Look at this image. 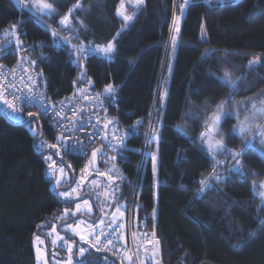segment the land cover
<instances>
[{
  "label": "trees",
  "instance_id": "16d2710c",
  "mask_svg": "<svg viewBox=\"0 0 264 264\" xmlns=\"http://www.w3.org/2000/svg\"><path fill=\"white\" fill-rule=\"evenodd\" d=\"M75 2L58 0L59 15L55 21L45 19L37 23L13 0H0V44L6 43L3 30L23 21L20 26V39L26 48L23 55L35 61L33 71L42 74L45 93L66 100L75 89L88 88L103 102L104 107L98 111L102 119L114 121L111 125L114 127L107 130L108 139L112 140L113 133L125 136L123 143L112 140L119 154L105 152L106 156L100 160L101 171L90 174L91 179L102 178L106 184L113 182V190L118 191L125 205V221L115 218V209L103 233L107 226L117 223L121 224L118 231L126 232L123 224H127L130 207L132 222H145L144 232L155 243L161 264H264V205L252 192L254 181L257 192L264 191L259 187L264 182V157L252 151L245 154L247 176L229 174L231 160L228 161L217 168L227 182H213L211 188L197 196L199 181L212 172V161L201 150L199 141L192 142L199 136L201 126L193 123L192 132L184 130L188 136L177 129L189 104L201 106L210 102L213 111L229 96L230 90L217 79L225 70L232 73L233 80L240 78L239 90L226 105L228 109L264 90V0H209L208 3L188 0L180 21L171 75L167 71L174 50L170 45L171 22L174 14L179 13V8L173 7L174 0H144L126 27L122 17L116 14L121 0H83L88 11L75 13L73 23L79 31H73L72 35L79 39H73L72 43L95 46L112 41L115 46L110 58L90 53L81 60L83 67L73 63L75 56L69 55L68 45L56 47L50 31L45 30L47 25L56 27V21ZM133 2L125 0L126 14L134 10ZM78 20L85 27H79ZM202 26L206 31L204 39H201ZM12 39L6 50L10 59L16 61L15 37ZM257 57L259 62L249 69V61ZM81 72L85 75L79 81ZM107 84L115 86L113 98L103 94ZM165 90L167 95L162 103L160 97ZM33 116L29 121H35L38 132L32 136L28 123H13L0 113V264H36L34 237L43 236L62 220L57 216L79 201L82 197L79 194L85 192L88 182H78L82 175L76 170L82 167L81 160L62 157L67 166H75L70 170L75 181L70 189H78L73 201L62 200L60 190L52 188L46 174L43 155L49 153L46 150L50 147L46 146L44 153L33 148L34 140L37 148L38 141L54 142L59 135L49 130L42 117L36 113ZM21 117L26 120L30 116L25 113ZM137 121L142 123L133 131ZM235 124L236 120L230 118L221 127L230 150L241 147L240 139L230 134ZM255 147L264 152L259 138ZM218 158L225 160L223 156ZM109 168L113 169L111 181L98 174L106 173ZM137 234L138 231L135 237ZM119 245L115 238L111 246ZM97 249L86 251L76 264L80 260L84 264H112L110 259L109 262L92 260V254L105 252L99 245ZM110 258L121 264L119 259Z\"/></svg>",
  "mask_w": 264,
  "mask_h": 264
},
{
  "label": "snow or ice",
  "instance_id": "6c2138e0",
  "mask_svg": "<svg viewBox=\"0 0 264 264\" xmlns=\"http://www.w3.org/2000/svg\"><path fill=\"white\" fill-rule=\"evenodd\" d=\"M13 2L17 5L18 8L26 10L28 13L31 14L32 17L36 19L37 23H41L45 19H52L55 21L56 16L59 15L58 11V0H13ZM206 3L209 2V0H205ZM144 0H134L132 7L133 11L131 14H126L127 10L125 9V0H121L120 7L117 8L116 14L119 17H122L123 19V26L126 27L135 17L137 12L140 10V7L143 5ZM188 0H184V4L179 5L181 16L183 15L185 6L187 5ZM177 5L175 4L174 0V7ZM86 13L88 9H86L83 6V0H76L75 4L71 8L65 12L63 16H60L59 20L56 21V27H52V25H47L45 30L50 31L51 36L54 38L53 42L56 47H61L63 45H68L70 48L69 55L75 56V60L73 63L80 65L82 59H87L90 53L99 54L103 57L110 58L112 53L115 51V46L112 41H109L105 44L101 45H95L93 46L91 43L85 45L82 42L72 43L73 39H76L78 41V36L73 37L72 32L75 31L78 33L79 28L76 27V25L73 23V19L75 18V13L77 12ZM180 20L181 17H174L173 18V27L171 28V31L175 34L172 35L171 40L173 47H175L179 34L181 32L180 27ZM79 27H85L82 20H78ZM23 24V21H20L18 23H13L12 25L8 26L3 30V35L5 37L6 43L3 44L2 47H0V52L5 51L11 44L13 43V37H15V45L16 50L19 52L23 49V41L20 39V26ZM123 28L121 29V31ZM64 32L67 33V35L61 37L60 33ZM119 35V33H118ZM206 35V31L204 30L203 26L201 28V39H204ZM115 39V38H114ZM210 55V53L205 54ZM22 61H27L28 57H21ZM260 58H254L253 60L249 61V69H252L258 62ZM32 64H35V61H32ZM2 67V66H0ZM169 68L171 69V65H169ZM27 71V69H25ZM14 74V70L13 73ZM42 75V74H38ZM85 73L81 72L80 76L77 78L79 81H82L84 78ZM0 76H3V73H0ZM32 78L29 77V80ZM217 79L220 81V83L224 86H226L229 91V96L226 97L224 100H222L220 103H218L213 111L208 113L205 118L203 119L201 123V132L199 133V136L196 138V140H193V143H196L199 141L201 150L205 152V154L208 156V158L212 161V172L210 176L202 178L199 181L200 188L199 192L196 194L199 196L200 194L204 193L206 189L211 188L212 183L215 182L216 184L219 183H225L227 182V178L224 174L218 173L217 168L221 167L228 163L229 160H231V167L227 169V172L229 174L236 173L240 176H247L248 173L244 169L243 164V157L245 154H247L248 151H252L254 153H258L262 157H264V152H261L260 149H257L255 147V143L257 141V138H259V143L261 145H264V99H260V96H254L247 98L246 100L238 101L233 109H228L226 105L231 102V99L234 95L238 92V80L240 78H237L236 80H233L232 73L230 71L225 70L222 77H217ZM21 91L20 95H17L16 92ZM103 94L108 96L109 98H113L115 94V86L112 84H107L103 89ZM167 95V91L165 90L164 95H161L160 99L163 103L165 96ZM261 95H264L262 93ZM11 97V98H9ZM87 98V97H85ZM26 101L29 106L33 104V101H36L37 106V112L43 111L44 114H47L48 109L45 107L43 101H40L38 99L37 94L33 92L32 88H28L27 93H24L22 90L19 89V86L12 81H9L8 84L5 86L2 81H0V104L6 105L9 109L12 110V113H16L20 110L22 103ZM61 105L64 104L63 101L60 102ZM103 102L101 101V105ZM54 107V106H53ZM208 105L204 106V111L207 113ZM199 110H190L186 117L187 119L192 120H199L200 117L198 115ZM55 116H61L60 111H55L53 113ZM75 114V113H74ZM29 116L34 115L33 112L28 113ZM234 118L236 120V124L233 126V128L230 131V134L233 138H239L241 142V147L239 150H230L226 143V137L221 131L222 124L225 120ZM63 119V117H62ZM100 122L98 121V124ZM114 121L107 120L106 123H104L103 129L94 130L91 132L87 139H89L90 143L96 138L100 137V144L101 147L96 148L92 151V162H95V159L97 157L106 156L105 149L111 152H117V148L115 144L112 143V140H120L121 143L124 142L125 136H119L117 137L114 133L112 136V140H109L107 137L106 130L109 128L110 125H113ZM141 121H137L136 125L133 126V131L141 125ZM30 130L34 132V128H32V121H28ZM71 128L76 127V123L72 122L70 125ZM80 128H84L85 125L81 124L79 126ZM95 128V126H94ZM177 129L181 131L185 136H188V133L184 131V127L182 125H177ZM69 130V126H65V131ZM104 131V135L101 137V132ZM155 132V129L153 130ZM147 136V134H146ZM62 137H57V140H61ZM189 139L191 137L189 136ZM43 146V145H41ZM49 147H56L55 144L48 145ZM64 148V153L68 154L70 152H74L75 149L71 148L67 144L61 145ZM84 148V145L81 144V149ZM122 151V150H121ZM223 156L225 157V160H220L218 157ZM51 157H47V159H50ZM111 159H115V156L111 157ZM51 168L52 165H49ZM70 167V165H69ZM87 167L85 169H82V173L87 171ZM156 169V157L153 156V171L155 174ZM113 169L109 168L106 173H98L99 175L106 176L109 181L113 180L114 177L111 175ZM61 174H66L65 170L63 168L60 169ZM252 175H256L253 173ZM85 177L82 176L81 183L83 182V179ZM61 183L60 180L56 181V185L58 186ZM75 183V181H73ZM93 184H96V181H92ZM260 188H264V182H261L259 185ZM77 187H72L69 191H62L59 193V196L64 197L68 200L73 199V194L77 192ZM252 192L254 196H259L261 200V204L264 205V191L257 192V185L255 181L253 182V188ZM83 203L85 205L88 204L87 200H84ZM76 211H80V204L76 205ZM76 213L73 212L72 215L74 216ZM65 215H67V208L65 209ZM83 222H79L76 225V228L73 229L75 231V234L79 236L80 240L85 243H90L89 237L94 238V242L97 245L104 246V241L101 240V236H104L105 240L107 241V245L110 246L112 244V240L108 239V237L101 232L100 234H95L92 232H89L87 235L82 234L80 231H77L76 229L79 228L80 224ZM68 228H73V225L69 224L67 226ZM110 235V234H109ZM57 239H63V237H57ZM36 240L39 243H43V240H40V237L37 236ZM53 245H56L57 240L54 239L51 241ZM65 244H68V251L72 252V245L68 243V241H64ZM90 246H93L90 244ZM39 251V249H38ZM84 248H80V253L83 255L85 253ZM130 259V258H129ZM39 260V256H38ZM68 264H72L71 259H69ZM78 264H84L83 260L78 261Z\"/></svg>",
  "mask_w": 264,
  "mask_h": 264
},
{
  "label": "rangeland",
  "instance_id": "374dc122",
  "mask_svg": "<svg viewBox=\"0 0 264 264\" xmlns=\"http://www.w3.org/2000/svg\"><path fill=\"white\" fill-rule=\"evenodd\" d=\"M175 4L179 8V5L184 4V2L179 3V0H177ZM175 8L176 7H174V9ZM182 16H181L180 8H179V13L174 14V17L182 18ZM174 17H172L171 28L173 27ZM174 34L175 33L172 32V35ZM171 37H170V40H171ZM170 45L173 47L172 40L170 41ZM173 48L174 50L171 53V58L169 61V65H171V69L168 66V70H167L168 75L169 74L171 75V70H172V66L174 62L175 47ZM81 64L83 65V61H81ZM262 93H264V90L255 96H260V99H264V95H261ZM205 105L209 106L207 109V113L204 111ZM210 106H211L210 102H205L201 106L189 104L186 114L190 110H193V111L199 110L198 115L200 119L198 121L187 119L186 114H185L182 124H181L184 127V130H186L187 132H192L194 130L192 127L193 123L201 126V123L203 119L205 118V116L211 112ZM0 111L3 112L13 123L17 124V123H21L25 121L23 117H19V116L12 114L9 111L8 107H6L5 105L0 104ZM27 128L30 131L32 136L38 132V128L36 126L35 121H32V128H34V132L30 130L29 124H27ZM48 128L50 130L49 126ZM57 137H60V136H56L54 142H50L46 139H44L43 141H38L37 149L44 150L45 147L48 145H52V144L56 145V147H50V149H48L49 153H46L43 155L44 161L47 166L46 174L52 181L51 186L53 189H56V190L59 189L60 190L59 192L69 191L71 183L73 181L72 175H71V171L73 167L71 164L69 167L67 166L66 163L63 162L61 152H60V147H59V143L61 140H57ZM47 157H51V158L47 159ZM89 163L91 165V157L89 158ZM49 165H52V167L50 168ZM61 168L65 170L66 174L60 173ZM81 175L85 177L83 179L82 184H85L88 180L85 186V189H86L85 192L79 194L80 195L79 197L81 196H84V197L81 200L76 201L69 208H67V215H65L66 208L63 209V212L59 214L60 216L59 215L57 216V217H60L62 220L57 221L50 229L46 230L43 236L38 235L40 237V240L44 241L42 244L36 240L37 236L34 237L33 248H34V253H35L36 264H68L69 259H71L72 264H76L77 260L82 257L80 253L81 247L84 248L87 252H91L92 250L98 251L97 244H95L93 237L91 236L89 237L90 243H85L80 240L78 235L75 234V231L73 229H75L76 225L81 221L83 223L80 224L79 228L76 230L80 231L82 234H85V235H87L89 232L95 233L97 235L103 232L105 226L111 220L109 218L111 214L113 213V211H115V209L117 211L115 218H118L123 222L125 221L126 219V215L124 211L125 205L122 201H120L119 199L120 194L118 193V191L113 190L115 186L113 185V182L106 184L107 181L105 182L102 178H98V180L97 179L95 180L93 178L91 179V176H89L86 172L85 174L82 173ZM81 179L82 177L78 180L79 184H81ZM57 180L61 181V183L58 186L56 185ZM92 181H96L97 183L93 184ZM74 195L75 193L73 194V197H75ZM62 200L63 201H73L74 198L71 200L63 198ZM84 200L88 201L87 205L83 203ZM77 204H80V211H76ZM73 212L76 213L74 216L72 215ZM75 218L77 219L73 221V219ZM69 224L73 225V228H68L67 226ZM123 225H126V224H123ZM57 237H63V239H57ZM54 239L57 240L56 245H53L51 243V241ZM65 240L68 241V243L72 245L71 253L68 251V244L64 243ZM118 240L120 244L122 245L126 244V242H124L125 238H123V236H121ZM90 244L93 246H90ZM154 244L155 243L152 241V238L150 237L145 250L143 252H139L140 255L138 259V264H148V263L161 264L160 255L158 253L157 247ZM148 249L150 252L148 251ZM115 253H117V251ZM126 253L127 252H123V257L125 259V262L122 264H137V263H134V260L132 259V257ZM38 256H39V260H38ZM91 256H92L91 259L94 261H101V262L108 261L109 262V259H110L112 264H116L114 260H112L110 257L104 254L102 255L92 254Z\"/></svg>",
  "mask_w": 264,
  "mask_h": 264
},
{
  "label": "built area",
  "instance_id": "2783aa9c",
  "mask_svg": "<svg viewBox=\"0 0 264 264\" xmlns=\"http://www.w3.org/2000/svg\"><path fill=\"white\" fill-rule=\"evenodd\" d=\"M29 63L31 65V70H32L35 64L33 65L32 61H29ZM17 66L24 71V67L20 62L17 63ZM36 73L37 72L32 70L31 73H27V76L22 81H15V83L19 86V89L22 90L24 93H27L28 88H32L33 92L37 94L38 99L40 101H43L45 107H47L48 109V112L47 114H44L43 111H40L38 113L42 115L43 120L50 127L51 132L55 135H59L60 137H62L61 142L59 144L61 152L65 154L64 148L61 146L62 144H67L71 148L75 149L74 152H70L68 154H71L73 158H77L82 161L81 162L82 169H85L86 166H88L86 173L90 176V174L92 173L91 165L89 163V158L91 157V154H92L90 153V151L98 144V142L100 141V137H96L91 143L89 139H87V137L91 132L96 130V128L103 129L104 123H106L107 119L103 120L102 116L99 115L98 111L102 110L104 105L103 104L101 105L100 98L88 88H78V89H84L83 93L85 94V97H87L85 98V100H81L80 97L78 96L74 101L65 103L63 105H61V103H57V104L53 103L50 100H42V98L39 95V90L36 87V85L35 87H33V83L34 84L36 83ZM29 77H31L32 79L29 80ZM3 84L6 86L8 84L7 80L6 82H3ZM16 94L20 95L21 91H17ZM21 103H22V106L20 110L17 111L16 113H13L14 115L21 117L25 113H29V112L37 113L38 104L36 101H33V104L31 106H29L26 101L21 102ZM10 111L12 112L11 109ZM55 111H60L61 116H55L53 114ZM98 121L100 122L99 124H98ZM72 122L76 123L75 128L70 127ZM81 124L85 125V127L80 128L79 126ZM65 126H69V130L65 131ZM103 135L104 133L102 131L101 137ZM116 136L118 137L119 135H116ZM112 143L115 144V142H112ZM81 144L84 145L83 149H81ZM105 152L113 154L115 156L119 154L118 148H117V152H111V151H108L107 149H105ZM131 212H132L131 208L129 207L128 213H127L126 227L128 228V232L132 230L133 231L128 235V240H130L133 243L136 239L135 232L143 231L142 238H141L143 242L138 246L139 252H143L145 248L147 247V242L149 240L148 234L144 232L146 228V224L144 221H141L140 223L132 222ZM120 226H121L120 223L119 224L117 223L116 225L107 226V228L105 229V234L108 237V239H111L112 241L115 239V236L113 235V231H118ZM101 240L104 241V246L99 245L100 248L104 249L105 251L110 249L112 250L111 254L118 257L119 259L122 258L121 253L119 254L121 258L114 253L116 252V250L113 248V246L107 245V241L105 240L104 237Z\"/></svg>",
  "mask_w": 264,
  "mask_h": 264
},
{
  "label": "bare ground",
  "instance_id": "6f19581e",
  "mask_svg": "<svg viewBox=\"0 0 264 264\" xmlns=\"http://www.w3.org/2000/svg\"><path fill=\"white\" fill-rule=\"evenodd\" d=\"M2 46L3 45L0 44V47H2ZM15 49H16V45H15ZM19 52L18 51L16 52V54H17V60L16 61H13V60L10 59V57L8 56L7 50H5L3 52H0V66H2V67H0V73H3V76H0V81H3V82H6V80H7V82H9V81H12V82L22 81L27 76V73H31L32 72L33 69L31 70V65L29 63V59L27 61H22L21 60V57H26V56L23 55V54L26 53V48L23 46V49L21 51H19ZM18 62H20L23 65L24 71L17 66ZM25 69H27V71H25ZM13 70H14V74H12ZM38 74L39 73H36V83L35 84L33 83V87H35V85H36V87L39 90V95L42 98V100H50L51 102L56 103V104L60 103L61 101H63L64 104L65 103H69L71 101H74L78 96L80 97L81 100H85V94L83 93L84 89H78V90L75 89L73 91V93L71 94V96H69L66 100H58V99H55V98H52V97L48 96L45 93L43 81L39 77ZM33 113H35V112H33ZM36 115L42 117V115L40 113H38V112L36 113ZM110 127H114V126L110 125L109 128ZM107 130H106V132H108ZM103 133H104V131H103ZM98 147H101L100 141L90 151V153H92V151L94 149L98 148ZM41 151H43L42 153L45 152V150H41ZM60 152H61V150H60ZM61 156L63 158H66V159L73 157L71 154H63L62 152H61ZM141 163H142V157L140 158V160H139V162L137 164V173L139 172V169L141 167ZM136 181H137V178L134 181V187L136 185ZM124 229H126V232H123L124 233V238H126L133 230L128 232V228L127 227H124ZM142 232L143 231H139L138 232V234L136 236V239H135V241L133 243L130 240H126V244L123 247H121L120 245H119L120 247H118V248L115 247L114 249L117 251V253H115V252L114 253L116 255H118V256L121 253L122 256H123V252H127L126 254H129L132 257V259L134 260V263L138 264V259H139V255H140L138 246L143 242V240L141 239L142 238ZM120 233H121V231H113V235L117 239H118V235ZM147 244H148V242H147ZM111 252H112V250L108 249L107 251L104 252V254L107 255V256L113 257L115 259L116 258L119 259L118 257L114 256L113 254L110 255ZM121 259H119V260H120V262L122 264V263H124L125 260L122 261L123 259L122 260Z\"/></svg>",
  "mask_w": 264,
  "mask_h": 264
},
{
  "label": "water",
  "instance_id": "95a60500",
  "mask_svg": "<svg viewBox=\"0 0 264 264\" xmlns=\"http://www.w3.org/2000/svg\"><path fill=\"white\" fill-rule=\"evenodd\" d=\"M0 113H1V114H4V113L1 112V111H0ZM31 118H34V116H33V115L30 116L28 119H26L25 121H23V122H21V123H19V124H20V125H26V124L28 123V121H29ZM39 132H40V135H39L38 138L41 139V138L43 137V135H42V130H41V125H39ZM35 143H36V140L33 141V148H34L37 152L42 153L43 151L38 150V149L36 148ZM98 148H99V147H98ZM46 151H49V150H46ZM100 158H101V157H97V158L95 159V162L93 163V162H92V155H91V167H92V169H93L94 172H100V170H101L100 165H99V160H100ZM82 198H83V196H82L79 200H81Z\"/></svg>",
  "mask_w": 264,
  "mask_h": 264
},
{
  "label": "flooded vegetation",
  "instance_id": "af4514ba",
  "mask_svg": "<svg viewBox=\"0 0 264 264\" xmlns=\"http://www.w3.org/2000/svg\"><path fill=\"white\" fill-rule=\"evenodd\" d=\"M72 167H74L75 168V166H73L72 165ZM82 169L81 168H79L78 170H76V173L78 174V175H81L82 174V171H81ZM100 210V209H99ZM101 213V212H100Z\"/></svg>",
  "mask_w": 264,
  "mask_h": 264
},
{
  "label": "crops",
  "instance_id": "0c3cea01",
  "mask_svg": "<svg viewBox=\"0 0 264 264\" xmlns=\"http://www.w3.org/2000/svg\"><path fill=\"white\" fill-rule=\"evenodd\" d=\"M114 213H115V212H114ZM121 236H123V238H124V233H123V232H121V233L119 234L118 239H119ZM124 245H125V244H124ZM124 245L120 244L121 247H123Z\"/></svg>",
  "mask_w": 264,
  "mask_h": 264
}]
</instances>
